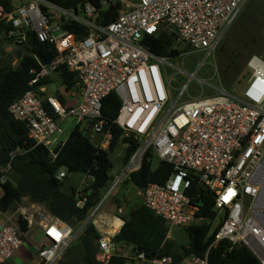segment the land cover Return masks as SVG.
Listing matches in <instances>:
<instances>
[{"label": "built area", "instance_id": "1", "mask_svg": "<svg viewBox=\"0 0 264 264\" xmlns=\"http://www.w3.org/2000/svg\"><path fill=\"white\" fill-rule=\"evenodd\" d=\"M249 1L138 0L136 6L122 8L117 19L107 25L94 21L97 10L90 3L75 10L48 0L19 5L11 0V10L0 4V22L10 25L9 35L18 45L29 46V36L35 35L57 52L51 63L32 71V89L9 109L15 120L26 124L36 145H43L56 158L55 150L64 142L55 136L64 133L62 124L69 118H76L77 126L87 133L101 136V142L111 139V132L105 131L103 102L116 93L120 108L113 123L126 136L137 139L140 147L114 186L138 172L151 151L150 161L156 154L159 161L173 167L165 184L151 183L143 192L146 207L166 222L167 239L175 227L214 223L197 215L199 207L187 194L192 176L214 196L217 217L224 212L204 256L193 254L176 260L172 256L148 258L134 253L129 257L123 253L131 264H211L210 250L220 241H228L230 251L247 247L264 264V59L257 55L249 59L252 73L238 93L198 77ZM116 2L103 0L102 8ZM70 22L86 27L88 36L78 38L70 32ZM161 33L175 38L166 56L157 55L146 43L147 38ZM180 44H187L189 50ZM197 54L203 58L199 60ZM189 57L197 59L193 72L186 69ZM178 59L180 64H175ZM65 70L78 80L77 88L68 92L67 104L55 95L43 97V87L35 89L41 81ZM194 82L202 86L201 93L191 91ZM204 86L212 89L210 95L203 93ZM61 88L65 90L63 85ZM21 153L12 151L7 164H0V191L9 179L13 159ZM67 174L62 169L59 178ZM99 208L91 210L77 228L58 218L47 221L41 217L38 225L44 242L39 264H57ZM18 212L0 209V264L9 262L25 244L28 233L21 229L19 218L28 226L34 223L31 211ZM111 257L110 239L103 237L97 259L107 264Z\"/></svg>", "mask_w": 264, "mask_h": 264}, {"label": "trees", "instance_id": "2", "mask_svg": "<svg viewBox=\"0 0 264 264\" xmlns=\"http://www.w3.org/2000/svg\"><path fill=\"white\" fill-rule=\"evenodd\" d=\"M58 6L67 9H77L87 4L96 7L94 21L100 25H107L115 21L123 4L116 2L108 8H102L103 0H48ZM7 9L11 10V0H0ZM70 32L78 38L88 36L89 32L81 24L70 22L67 25ZM10 25L0 22V35L6 40H13L9 36ZM15 40V39H14ZM175 38L166 33L156 37L147 38L146 43L157 55H169V49L173 46ZM28 53L22 55L17 68L0 65V164L5 165L10 160L12 151L22 150L12 162V171L9 179L2 188L0 209L15 212L24 198H29L32 203L43 205L49 213L63 222L77 228L87 220L91 210L97 207L101 201L102 191L113 180V164L110 153L122 138L124 149V166L140 147V142L133 136H126L124 131L113 121L119 108L120 99L116 93H112L103 102V114L107 118L105 131H110L112 138L109 150H105L95 144L88 136L86 130L76 126L64 144L57 148L56 158L49 149L36 142L29 136V130L21 121H17L11 115L10 106L31 90L30 82L33 79L32 71L40 68V64L51 63L57 55L53 45L39 42L35 35L29 36ZM223 61L220 62L222 70L226 73L234 70V80L238 78L241 67L237 58L241 56L240 50L226 53V48L221 49ZM226 60V61H225ZM61 82L66 86L65 91L77 87L78 80L74 73L65 70L60 75ZM52 82V81H51ZM50 80L41 81L35 89L49 84ZM232 85L231 81L226 82ZM41 95H45L40 93ZM64 101V96L58 95ZM152 152L147 154L142 168L133 173L126 181L131 182L137 189L144 190L151 183L165 184L172 174L171 164L159 161L154 167L149 160ZM62 169L68 174L65 178H59ZM72 173H83L91 180L90 183L78 190L67 182ZM193 180L187 194L192 197V203L199 207L198 216L217 219L215 211V199L211 192L200 185L199 179L192 176ZM86 199L85 204L78 206L80 201ZM124 225L114 237L115 243H125L133 248V252L141 251L148 258L172 256L176 260L185 256H204L215 240V232L211 235L212 223H200L186 227L188 234V247L178 248L170 239H167L168 227L166 222L153 214L146 205L133 209L124 218ZM21 229L29 231L28 222L19 218ZM102 239L99 231L91 221L87 224L79 239L68 250V256L75 258L78 264H105L97 259L99 241ZM231 244L228 241H220L212 247L209 253L211 264H261L250 249L245 246H237L230 251ZM130 258L114 254L107 264H131Z\"/></svg>", "mask_w": 264, "mask_h": 264}, {"label": "rangeland", "instance_id": "3", "mask_svg": "<svg viewBox=\"0 0 264 264\" xmlns=\"http://www.w3.org/2000/svg\"><path fill=\"white\" fill-rule=\"evenodd\" d=\"M15 5L25 3L28 0H12ZM123 4L124 9H128L132 6L138 4V0H115ZM11 37V36H10ZM12 38V37H11ZM183 50H189L187 44H180ZM226 48V53H231L234 50H240L241 56L237 58L238 66L241 67L240 75L236 80H234V70L229 69L228 72H224L220 66V62L223 61L221 55L222 47ZM28 53L26 47L18 46L13 41L6 40L2 35H0V65L10 66L12 68H17L20 64V59L22 55ZM260 56L264 59V0H250L241 14L238 16L234 22L232 28L229 30L228 34L222 41L219 49L214 57L208 59L207 65L198 73L200 79L206 80L211 85L217 88H226L234 93L240 92L244 85L247 83L251 76V70L248 68L249 59L254 56ZM199 60L203 58L202 54L196 55ZM226 61V60H225ZM181 60H174L175 64H180ZM197 63L196 58H187L185 61L186 69L190 72L194 71L195 65ZM186 81V79H185ZM231 81L232 85L227 86L226 82ZM58 86L50 85L48 87V92L51 95H55ZM202 86L194 82L191 85V91L202 92ZM210 89L204 86V94L210 95ZM83 123V128L85 127ZM77 126L76 118H69L65 120L62 124L64 133L61 135H56L59 141L65 142L70 136L73 129ZM88 134V133H87ZM89 138L95 143V135L88 134ZM101 139V136L96 135ZM123 139L115 146L114 150L110 153V159L113 164L112 177L113 180L109 185L102 191V197L100 201L101 213H108L112 216L118 217L122 221L129 213L141 206L145 205V198L143 191L137 189L131 182L123 181L119 186H114L116 181L122 176L124 170V149ZM96 144V143H95ZM107 149L109 150V144L105 142ZM159 164V159L155 154L153 159V165L156 167ZM90 179L86 174L75 173L70 176L67 180L69 185L75 186L78 190H82L89 183ZM30 202V200H29ZM25 199L21 206L29 207L30 203ZM102 204V205H101ZM45 207V206H44ZM46 208V207H45ZM20 211L19 207L17 212ZM34 215V223L30 226V232L25 238L26 242L23 249L17 252L14 257L6 264H37L40 261L39 251L42 243L44 242L43 235H41V229L38 228V222L41 221L38 212L30 210ZM19 213V212H18ZM224 212H220L217 219L214 221L211 228V235L215 232L218 227L220 219ZM118 220V221H119ZM92 221V220H91ZM94 221V220H93ZM92 221V222H93ZM96 227V226H95ZM114 227V229H116ZM170 241L175 244L176 247H188L189 239L186 231V227H175L171 230ZM112 254L126 253L127 256L132 257L134 252L131 246H127L125 243L115 244L111 243ZM57 264H78L75 258L68 256V251L65 253L63 258Z\"/></svg>", "mask_w": 264, "mask_h": 264}, {"label": "crops", "instance_id": "4", "mask_svg": "<svg viewBox=\"0 0 264 264\" xmlns=\"http://www.w3.org/2000/svg\"><path fill=\"white\" fill-rule=\"evenodd\" d=\"M10 33V32H9ZM9 36H11V35H9ZM12 37V36H11ZM13 38V37H12ZM11 41H13L16 45H18L17 43H16V41L14 40V38H13V40H11ZM18 46H21V45H18ZM22 47H26V48H28L29 46H22ZM48 80H50V83L49 84H46V85H42V86H40V87H43L44 88V90L46 91H42V92H40V93H42V94H45V95H42L43 97H45V96H47V95H51V94H49V92H48V87L50 86V85H56V86H58V89H57V92L55 93V96H57L58 97V95H62V96H64V101L66 102V104H67V95H68V92H70L72 89H74V88H77V87H73V88H71L69 91H65L66 90V86L61 82V79H60V75H53L51 78H49ZM52 81V82H51ZM61 85H63L64 86V88H65V90H63L62 88H61ZM62 90H61V89ZM64 103V102H63ZM102 137H101V139L99 138V137H97L96 135H95V143L97 144V145H99V146H101L103 149H105V150H108L107 149V147H106V145H105V142L106 143H108L109 145H110V141H111V139H107L106 141H104V142H101L102 141ZM102 143V144H101ZM104 143V144H103ZM125 167V166H124ZM2 197V191H0V198ZM25 199H27L28 200V202H29V198H24L23 200H22V202L20 203V205H19V209H25V210H27V211H30V210H32V208L34 207V206H38L39 207V209H37L35 212H38V214L40 215V218L41 217H46L47 218V221H50L51 219H54V218H56V217H54V216H52L50 213H49V211L47 210V208H45L43 205H40V204H35V203H32L31 201V203H30V206L29 207H24V206H21L22 205V203H23V201L25 200ZM100 205V204H99ZM101 207L99 208V210H98V212L96 213V216H94V218L92 219V221H93V223H94V225L96 226V228H97V230L99 231V233H100V235L102 236V238L103 237H107V238H109L110 239V247H111V243H113V244H115L116 246H118V244H122V243H115L114 241H113V239H114V237L120 232V230H121V228L123 227V225H124V223H125V221H124V219H122V224L120 225V228H116V229H114V227H116L117 226V221L119 220L118 219V217H115V216H112L111 214H108V213H101ZM17 211V210H16ZM121 221V220H120ZM39 223V222H38ZM36 225H38V224H36ZM29 228V231H27V233L29 234V232H30V226L28 227ZM38 228H40L41 229V235H43V230H42V228L38 225ZM111 231V232H110ZM27 234V235H28ZM43 239H44V235H43ZM26 240V239H25ZM26 242V241H25ZM22 249H23V247H22ZM21 249V250H22ZM20 250V251H21ZM112 253V252H111ZM124 253V252H123ZM122 252L121 253H118L119 255H122L123 254ZM137 253V252H136ZM135 253V254H136ZM112 255H114V254H112ZM37 264H39V262H37Z\"/></svg>", "mask_w": 264, "mask_h": 264}, {"label": "water", "instance_id": "5", "mask_svg": "<svg viewBox=\"0 0 264 264\" xmlns=\"http://www.w3.org/2000/svg\"><path fill=\"white\" fill-rule=\"evenodd\" d=\"M0 148H1V144H0ZM69 176H72V173H70ZM141 253H142L141 251H137L136 255H140Z\"/></svg>", "mask_w": 264, "mask_h": 264}, {"label": "bare ground", "instance_id": "6", "mask_svg": "<svg viewBox=\"0 0 264 264\" xmlns=\"http://www.w3.org/2000/svg\"><path fill=\"white\" fill-rule=\"evenodd\" d=\"M122 224V222L119 220L117 221V228H120V225ZM111 232V231H110Z\"/></svg>", "mask_w": 264, "mask_h": 264}]
</instances>
